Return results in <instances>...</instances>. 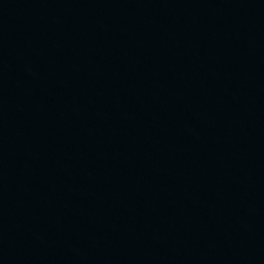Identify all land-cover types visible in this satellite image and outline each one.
I'll list each match as a JSON object with an SVG mask.
<instances>
[{
    "label": "water",
    "instance_id": "95a60500",
    "mask_svg": "<svg viewBox=\"0 0 264 264\" xmlns=\"http://www.w3.org/2000/svg\"><path fill=\"white\" fill-rule=\"evenodd\" d=\"M0 264H264V0H0Z\"/></svg>",
    "mask_w": 264,
    "mask_h": 264
}]
</instances>
